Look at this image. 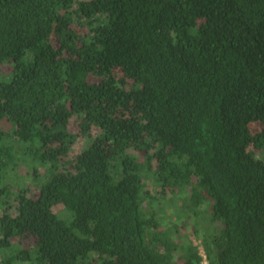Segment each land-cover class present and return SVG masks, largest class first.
<instances>
[{"label":"trees","instance_id":"obj_1","mask_svg":"<svg viewBox=\"0 0 264 264\" xmlns=\"http://www.w3.org/2000/svg\"><path fill=\"white\" fill-rule=\"evenodd\" d=\"M4 63L0 264H264V0H0Z\"/></svg>","mask_w":264,"mask_h":264},{"label":"rangeland","instance_id":"obj_2","mask_svg":"<svg viewBox=\"0 0 264 264\" xmlns=\"http://www.w3.org/2000/svg\"><path fill=\"white\" fill-rule=\"evenodd\" d=\"M9 68V63H4L1 67L2 72L6 73L7 69ZM85 144V139L84 140H78L74 146H73V151L72 153H76L78 152L82 146ZM25 171L24 167L21 166L18 169V173L20 175H22ZM146 188L150 189V192L153 193L154 195H156L158 197L157 199V207L156 210L159 211V214L161 216V219L164 221V225H166L167 223H171L173 222L174 219H176L177 213H174L175 210L179 213V209H181L180 207L182 206V202L180 200V196H176V197H171L169 193L163 194L164 197L162 198L157 191V186H155V183L153 181L147 180L146 182ZM160 207H162V209L160 210ZM178 209V210H177ZM182 210V209H181ZM162 211V212H161ZM185 212V210H184ZM181 213L183 214V212L181 211ZM184 215V214H183ZM182 215V216H183ZM189 230V237L191 238L193 244L197 245L199 247V250L202 252V248L200 247V237L196 236L194 233H191V230ZM26 264V263H23Z\"/></svg>","mask_w":264,"mask_h":264},{"label":"built area","instance_id":"obj_3","mask_svg":"<svg viewBox=\"0 0 264 264\" xmlns=\"http://www.w3.org/2000/svg\"><path fill=\"white\" fill-rule=\"evenodd\" d=\"M201 250H202V249H201ZM199 253H200L201 255H203V251L201 252V251L199 250ZM203 258H204V255H203ZM202 262L205 263V260L203 259Z\"/></svg>","mask_w":264,"mask_h":264}]
</instances>
